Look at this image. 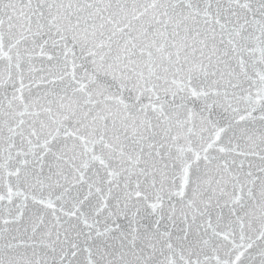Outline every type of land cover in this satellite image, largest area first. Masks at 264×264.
<instances>
[{
    "label": "snow or ice",
    "instance_id": "6c2138e0",
    "mask_svg": "<svg viewBox=\"0 0 264 264\" xmlns=\"http://www.w3.org/2000/svg\"><path fill=\"white\" fill-rule=\"evenodd\" d=\"M0 264H264V0H0Z\"/></svg>",
    "mask_w": 264,
    "mask_h": 264
}]
</instances>
